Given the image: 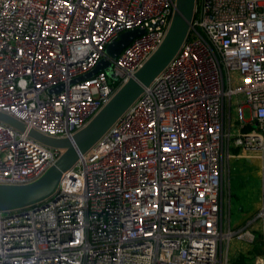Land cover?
<instances>
[{
	"label": "built area",
	"instance_id": "obj_1",
	"mask_svg": "<svg viewBox=\"0 0 264 264\" xmlns=\"http://www.w3.org/2000/svg\"><path fill=\"white\" fill-rule=\"evenodd\" d=\"M176 6L0 0V112L26 125L0 120V185L56 164L64 149L30 130L72 139L159 48ZM103 58L117 80L86 77ZM235 149L264 159V0H195L179 51L53 192L0 209V264H233L234 239L257 242L251 264H264V164L260 206L235 229L224 193Z\"/></svg>",
	"mask_w": 264,
	"mask_h": 264
},
{
	"label": "water",
	"instance_id": "obj_2",
	"mask_svg": "<svg viewBox=\"0 0 264 264\" xmlns=\"http://www.w3.org/2000/svg\"><path fill=\"white\" fill-rule=\"evenodd\" d=\"M195 0H177L176 11L173 15L166 37L155 53L131 77L95 115L86 127L78 131L72 139L53 138L43 135L34 129L30 135L42 143L62 148L64 152L41 178L35 182L24 185H0V209L25 206L46 198L56 188L63 172L72 168L79 157V153L88 151L97 140L112 126V124L125 112V110L139 97L144 86L149 85L153 79L165 68L176 55L185 41L194 16ZM144 31L141 29L123 32L118 39L108 44L106 53L115 59L131 43V41ZM113 63L103 58L96 68L88 73L90 77L101 70H108L114 80L118 78L112 71ZM62 86L53 88L51 92H58ZM0 120L25 131L26 125L15 118L0 112Z\"/></svg>",
	"mask_w": 264,
	"mask_h": 264
},
{
	"label": "rangeland",
	"instance_id": "obj_3",
	"mask_svg": "<svg viewBox=\"0 0 264 264\" xmlns=\"http://www.w3.org/2000/svg\"><path fill=\"white\" fill-rule=\"evenodd\" d=\"M245 118L249 119V110H246ZM243 153V152H242ZM251 158V159H250ZM238 156L231 160V169L224 179V193L230 201L231 223L233 228H240L247 224L253 217L258 207L261 180L257 171L261 170L262 158ZM229 212V207H228ZM259 240L260 231H256ZM255 245H249L243 241L232 240L230 243V259L235 262L245 258L242 264H251L252 253ZM251 250V251H250ZM244 251V252H243Z\"/></svg>",
	"mask_w": 264,
	"mask_h": 264
},
{
	"label": "crops",
	"instance_id": "obj_4",
	"mask_svg": "<svg viewBox=\"0 0 264 264\" xmlns=\"http://www.w3.org/2000/svg\"><path fill=\"white\" fill-rule=\"evenodd\" d=\"M235 152L238 153V154H237L238 156H245V154L242 153V152H243L242 149H241V150H240V149H235ZM240 153H241V154H240ZM238 156H237V157H238ZM247 156H249V158H250V157H253L254 155H253L252 153H248ZM255 158H258V157H255ZM250 159H251V158H250ZM258 159H259V158H258ZM260 162H261V164L263 165V164H264V159L261 160ZM260 171H261V170H260V168H259V170L257 171V176H258V177L260 178V180H261ZM260 197H261V189H260ZM260 197H259V202H258L257 210H258V208H259V206H260ZM257 210H256V211H257ZM256 211H255V213H256ZM255 213H254V214H255Z\"/></svg>",
	"mask_w": 264,
	"mask_h": 264
},
{
	"label": "trees",
	"instance_id": "obj_5",
	"mask_svg": "<svg viewBox=\"0 0 264 264\" xmlns=\"http://www.w3.org/2000/svg\"><path fill=\"white\" fill-rule=\"evenodd\" d=\"M256 252H260V248H259L258 245H255V247H254V249H253V251H252V253H256ZM239 260H242V261H240V262H242V263L245 262V258H244L243 256H241V259H239ZM239 260L233 262V264H242V263L239 262Z\"/></svg>",
	"mask_w": 264,
	"mask_h": 264
}]
</instances>
